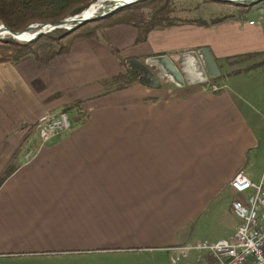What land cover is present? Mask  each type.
<instances>
[{
    "label": "crops",
    "instance_id": "crops-1",
    "mask_svg": "<svg viewBox=\"0 0 264 264\" xmlns=\"http://www.w3.org/2000/svg\"><path fill=\"white\" fill-rule=\"evenodd\" d=\"M263 20L166 26L142 42L117 24L48 61L0 63V264H139L152 251L177 264L185 246L229 239L239 221L231 179L243 172L264 187L256 77L234 81L217 63L218 92L163 79L120 87L121 59L207 47L216 62L259 57L248 68L263 75ZM67 106L69 130L44 140L40 118Z\"/></svg>",
    "mask_w": 264,
    "mask_h": 264
},
{
    "label": "trees",
    "instance_id": "trees-1",
    "mask_svg": "<svg viewBox=\"0 0 264 264\" xmlns=\"http://www.w3.org/2000/svg\"><path fill=\"white\" fill-rule=\"evenodd\" d=\"M95 1L0 0V24L5 25L11 30L20 31L34 23H56L66 17L85 11ZM250 5L252 4L241 6L248 7ZM174 9L175 0H142L120 8L101 18L85 22L71 31L55 29L39 35L35 40L30 42L16 40L11 36H4L0 38V63L15 62L30 54L38 56L42 50L45 53L44 60L48 61L56 55L69 50L77 38L96 36L104 28L117 24L134 26L137 29L136 41L142 42L145 40L147 34L156 28L181 24L208 25L229 16V14H222L210 19L194 17L180 19L173 14ZM248 56L250 54L241 57L247 58ZM135 59L137 58L121 59L124 72L120 75L123 79L120 87L148 82L144 78L148 67L144 64L139 68L134 61ZM239 71L241 70H231L230 73H237ZM222 77L223 73L221 72L220 79ZM210 82H216V79H210ZM68 107H64L61 113L68 111Z\"/></svg>",
    "mask_w": 264,
    "mask_h": 264
},
{
    "label": "built area",
    "instance_id": "built-area-1",
    "mask_svg": "<svg viewBox=\"0 0 264 264\" xmlns=\"http://www.w3.org/2000/svg\"><path fill=\"white\" fill-rule=\"evenodd\" d=\"M253 20L249 21L253 24ZM211 92H218L221 87L215 83L209 84ZM41 136L45 140L66 132L70 121L66 113L50 118L47 114L39 120ZM234 193L231 203L232 211L239 223L234 234L229 239H219L213 242L197 241L183 250H193L204 254L211 260L210 264H264V187L262 181L252 182L243 172L236 174L230 181ZM178 256H171L175 263Z\"/></svg>",
    "mask_w": 264,
    "mask_h": 264
},
{
    "label": "water",
    "instance_id": "water-1",
    "mask_svg": "<svg viewBox=\"0 0 264 264\" xmlns=\"http://www.w3.org/2000/svg\"><path fill=\"white\" fill-rule=\"evenodd\" d=\"M103 0H96L98 3ZM142 0H116L106 4L100 3V10L93 16L84 15V11L74 16H69L56 23L40 22L30 24L20 31H14L0 24V38L4 36H11L20 41L30 42L35 40L39 35L45 34L55 29H66L71 31L85 22L101 18L107 14L113 13L116 10L127 5L139 2ZM236 5L254 4L261 0H219ZM93 3V4H94ZM36 26L46 27L45 30H38L30 34L27 38L21 36L28 34ZM140 66L144 64L150 68H156L157 71L152 73L146 71L144 78L148 80V86L155 88L159 86L160 81L168 80L178 87L203 85L210 81V79L220 78V68L207 47L198 49H189L176 53L175 55L158 54L149 56L145 59L144 64L137 62Z\"/></svg>",
    "mask_w": 264,
    "mask_h": 264
},
{
    "label": "rangeland",
    "instance_id": "rangeland-1",
    "mask_svg": "<svg viewBox=\"0 0 264 264\" xmlns=\"http://www.w3.org/2000/svg\"><path fill=\"white\" fill-rule=\"evenodd\" d=\"M99 10L96 12V14L99 12ZM173 14H175V16L180 19L193 17L201 19H210L220 16L222 14H229V17L231 18H238L240 15L245 17L247 16L258 18L260 16H264V0L256 2L248 7H242L241 5L222 2L219 0H175V9ZM41 52H43V50ZM260 60L261 59H259V57H256L253 61L243 60L242 58H231L222 61L217 60V63L221 65L223 71L227 70L231 72V70H241L237 72V74L232 75L231 79L234 81H244L246 76L256 77L257 83L254 84L255 91H258L260 89L261 92H264V78L260 82L258 81L259 76L264 77V73L263 75H261V70L257 69V67L248 68V66L250 65L249 63H255ZM245 61L247 62L245 63ZM220 80V78H216V82H219ZM211 83L215 82H208L206 83V85H209ZM252 102L264 111V100H261L260 104H258V100H253ZM258 133L262 140H264V127H262V129L259 130ZM260 162L262 165V172H260L264 180V150L261 154ZM200 240H204V238H201ZM196 257L197 255L193 251H189L188 257L181 259L177 264H195ZM138 261L139 264H170L167 258V254L160 251H152L150 257L142 256L138 259Z\"/></svg>",
    "mask_w": 264,
    "mask_h": 264
},
{
    "label": "bare ground",
    "instance_id": "bare-ground-1",
    "mask_svg": "<svg viewBox=\"0 0 264 264\" xmlns=\"http://www.w3.org/2000/svg\"><path fill=\"white\" fill-rule=\"evenodd\" d=\"M115 1L116 0H103V1H100L98 3H94L90 6V8H88L87 10L84 11V15L93 16L101 8L100 3L106 4V3L115 2ZM45 29H46V27L36 26L33 30H30L28 34L21 36V38H27L33 32H36L38 30H45Z\"/></svg>",
    "mask_w": 264,
    "mask_h": 264
}]
</instances>
